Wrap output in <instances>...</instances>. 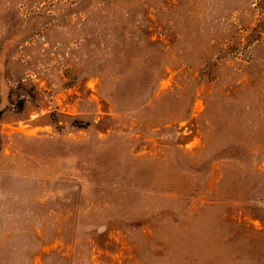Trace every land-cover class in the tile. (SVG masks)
<instances>
[{"label": "rangeland", "instance_id": "374dc122", "mask_svg": "<svg viewBox=\"0 0 264 264\" xmlns=\"http://www.w3.org/2000/svg\"><path fill=\"white\" fill-rule=\"evenodd\" d=\"M0 264H264V0H0Z\"/></svg>", "mask_w": 264, "mask_h": 264}]
</instances>
